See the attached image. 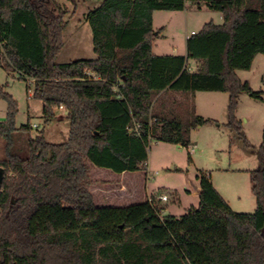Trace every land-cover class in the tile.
<instances>
[{
  "label": "trees",
  "instance_id": "16d2710c",
  "mask_svg": "<svg viewBox=\"0 0 264 264\" xmlns=\"http://www.w3.org/2000/svg\"><path fill=\"white\" fill-rule=\"evenodd\" d=\"M186 2L101 0L86 13L96 57L58 63L70 10L58 0H0V67L34 83L46 122H69L62 142L45 128L32 135L30 122L16 125L18 103L0 83L8 104L0 121V264H264V144L250 172L253 212L233 210L203 172L199 205L180 216L164 214L155 195L99 205L90 189L92 165L140 170L151 140L189 147L193 128L218 122L197 114L196 91L227 92L228 125L238 132L240 94L262 98L237 70L264 54V0H207L223 22L190 34L186 56L155 54L162 28L154 13Z\"/></svg>",
  "mask_w": 264,
  "mask_h": 264
},
{
  "label": "rangeland",
  "instance_id": "374dc122",
  "mask_svg": "<svg viewBox=\"0 0 264 264\" xmlns=\"http://www.w3.org/2000/svg\"><path fill=\"white\" fill-rule=\"evenodd\" d=\"M70 12L69 27L65 33V45L56 62H70L80 58H95L92 29L86 19L90 8L101 0H58ZM222 23L219 11L209 8L207 0H187L183 10L158 11L154 27L161 29L155 41V52L186 53V37L192 30L200 31L206 22ZM163 47V48H162ZM239 78L248 81L262 98L242 92L236 116L240 120V132L228 125L227 92L196 91L194 98L197 114L217 120L191 130V145L151 140L149 159L137 171L117 173L109 168L91 166L90 189L99 205L129 206L144 202L152 195L167 194L164 214L183 215L191 206L199 205V198H189L186 192L189 181L196 182L201 172L208 174L215 188L237 212H253L256 199L250 180L251 170L259 166L257 151L264 144V54H258L249 70H237ZM0 83L18 103L16 125L30 122L32 135L45 128L51 142H62L68 136L69 122L66 118L46 122L43 102L32 96L34 83L21 77L18 72L8 73L0 67ZM221 97L227 99V104ZM192 104L190 103V109ZM199 111H198V107ZM7 101L0 97V121L7 119ZM63 109L59 108L60 115ZM188 114V113H187ZM192 116L189 112L187 116ZM215 117V118H214ZM5 140L0 136V158L4 156ZM191 158V160L189 159ZM177 168L183 171H176ZM124 186V190L121 189Z\"/></svg>",
  "mask_w": 264,
  "mask_h": 264
},
{
  "label": "crops",
  "instance_id": "0c3cea01",
  "mask_svg": "<svg viewBox=\"0 0 264 264\" xmlns=\"http://www.w3.org/2000/svg\"><path fill=\"white\" fill-rule=\"evenodd\" d=\"M158 13V11H156L155 13H154V17H153V24H154V21H155V17H156V14ZM222 15V14H221ZM156 29V28H155ZM193 32H198V31H196V30H192L191 31V34L193 33ZM189 36V35H188ZM188 36L186 37V40H187V38H188ZM156 41V40H155ZM155 43V42H154ZM155 45V44H154ZM163 48V47H162ZM153 52L155 53V54H159V55H166V54H174V53H167V52H155V47L153 46ZM175 55H187V48H186V53H184V54H175ZM188 66H189V68L191 69V70H195L196 69V67H197V62L194 60V59H189L188 60ZM8 73H10V72H8ZM11 74V73H10ZM216 92V91H215ZM184 96H188V95H185V94H183V95H180V94H178V97H184ZM189 96H192V95H189ZM194 98L196 99V102H197V95L196 94H194ZM224 101H222V103H226L227 104V97L226 98H224V97H221ZM198 107V106H197ZM62 109V108H61ZM198 111H199V107H198ZM199 114L200 115H202V116H204V117H213L212 115H208V114H204V113H202L201 111H199ZM215 118V117H214ZM124 173V172H123ZM121 189H123L124 190V186L121 188ZM186 192H187V194H188V197L189 198H193V199H195L196 197L197 198H199V196H200V191H201V188H200V185H199V181L197 180V178H196V182H192V181H189V184H188V187H186ZM165 194V193H164ZM160 195H163V193L162 194H160ZM159 195V196H160ZM159 196H157L158 197V200H159ZM160 201V200H159ZM164 201H160V203L162 204V205H164V203H163ZM165 210H167V208L165 209ZM164 210V211H165Z\"/></svg>",
  "mask_w": 264,
  "mask_h": 264
},
{
  "label": "water",
  "instance_id": "95a60500",
  "mask_svg": "<svg viewBox=\"0 0 264 264\" xmlns=\"http://www.w3.org/2000/svg\"><path fill=\"white\" fill-rule=\"evenodd\" d=\"M4 175H5L4 168H0V191L2 189V182H3Z\"/></svg>",
  "mask_w": 264,
  "mask_h": 264
},
{
  "label": "built area",
  "instance_id": "2783aa9c",
  "mask_svg": "<svg viewBox=\"0 0 264 264\" xmlns=\"http://www.w3.org/2000/svg\"><path fill=\"white\" fill-rule=\"evenodd\" d=\"M193 33H195V32H193ZM33 126H34V127H38L37 124H34ZM168 199H169V198H168L167 194H163V195H160V196H159V200H161V201H167Z\"/></svg>",
  "mask_w": 264,
  "mask_h": 264
}]
</instances>
